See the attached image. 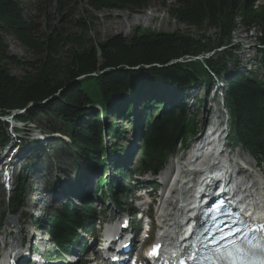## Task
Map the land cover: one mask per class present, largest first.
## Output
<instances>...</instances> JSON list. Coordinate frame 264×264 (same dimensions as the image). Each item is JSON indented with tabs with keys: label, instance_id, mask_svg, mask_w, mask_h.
Listing matches in <instances>:
<instances>
[{
	"label": "trees",
	"instance_id": "1",
	"mask_svg": "<svg viewBox=\"0 0 264 264\" xmlns=\"http://www.w3.org/2000/svg\"><path fill=\"white\" fill-rule=\"evenodd\" d=\"M77 1L34 0L46 20L47 30L42 32L34 17L25 15L30 1L0 0V117L25 110V117L17 115L16 121H34L40 115L61 120L65 129L53 127L52 133L67 135L70 146L79 150V154L72 150L77 161L82 159L85 166L101 169L108 163L107 154L117 156L112 166L124 154L117 143L108 145L105 135L117 142L124 136L117 122L131 118L132 105L139 99L136 94L164 88L183 92L201 80L209 82L214 77H226L225 104L232 119V141L255 158L264 156V85L255 78L231 74L228 67L237 56L233 50H227L232 46L231 33L237 13L244 16L249 28L258 27V38L264 45V7L257 12L258 0H175L170 5H166V1L164 5L174 19L203 31L199 38L181 31L142 32L138 28L130 38L116 34L105 40L90 35L92 21L76 16ZM83 1L94 11L140 12L152 0ZM43 3L47 4L45 9H42ZM54 6L62 15L59 24H54L56 20L47 9ZM207 29L215 30V38L206 36ZM3 34L12 35L34 54V59L20 60L9 55ZM213 50L217 51L214 57H199ZM9 64L21 67L24 74L12 75ZM148 103L165 104L156 97L142 105L148 107ZM186 109V104L174 107L168 104L158 118L148 114L139 168L161 169L178 144H185L189 135L196 133L194 119L188 116ZM8 127L9 123L0 118V148L11 140ZM23 179L25 176L19 178L10 197L12 215L23 208L28 196ZM109 188L112 200L120 208V196ZM84 208L87 213L74 208V204L47 212L36 220L35 228L44 231L57 248L68 250L77 228L92 221V211L86 205ZM6 215L0 218V227Z\"/></svg>",
	"mask_w": 264,
	"mask_h": 264
},
{
	"label": "rangeland",
	"instance_id": "2",
	"mask_svg": "<svg viewBox=\"0 0 264 264\" xmlns=\"http://www.w3.org/2000/svg\"><path fill=\"white\" fill-rule=\"evenodd\" d=\"M22 1L31 2V4H29L28 7L25 8V15H32L34 17L35 23L41 26V31H46L47 25L45 18H43V12H40L36 8V6L34 5V0ZM164 2H166V5H170L174 3L175 0H152L150 2V5L140 12H132L130 10L121 9H103L101 11H94L86 2H84L83 0H78L74 5V10L77 17L83 16L93 22V30L90 32V35L92 34L98 40H105L110 36L116 34H121L124 37L130 38L138 32V28L141 29L142 32L181 31L184 33H188L195 38H199V35L203 31H199L194 27H189L183 23L178 22L170 15L168 8L164 5ZM46 7L47 4L43 3L42 9H45ZM261 7H264V0H258L255 6L257 12ZM47 9L49 10L48 12L51 14L52 18L56 20L54 21V24H59L62 15L58 13L56 7H48ZM146 12H150V15H146ZM138 17H143L141 18L142 21L139 20V22H135ZM243 17L244 16L241 13H237L234 20V29L231 33L233 42L231 44L232 46L227 48V50H233L234 53H236L237 57L234 63L231 62L229 64L228 69L231 74L239 73L251 77L253 76L252 73H246L248 72L249 63L251 62V67L256 71L254 76L261 83H264V65L259 61L261 57L260 55L263 52L259 53L257 50V47L259 48L260 46V40L258 38L260 31L258 27V30H256L254 26L249 28L248 24L245 23ZM205 33L206 36L215 38L214 29H207ZM2 37L4 43L6 44V49L9 55L15 56L20 60L34 59V54L26 50L12 35L3 34ZM240 43H242V47L239 50H236V45ZM221 49L217 48L216 50L220 51ZM216 50H213L211 53H203L200 58L204 59L214 57L216 55ZM253 55L256 56L255 59L251 58ZM247 61L249 62L247 63ZM8 69L10 70V73L12 75L17 77H20L24 74L23 69L14 64H9ZM224 78L226 77L219 78L218 83H216L215 79L211 81L209 80V82L201 80L202 82H198L195 84L193 83L194 85H190V87H187L183 92H179V89L177 88L172 89L171 92L167 88H164L155 89V91L148 90V92H146L147 94H136V97H138L139 99L135 100V103L132 105L129 116H134V112H137L139 110L140 104L148 101L151 97H156L157 99L165 101L166 105L174 103L177 106L180 104L182 97L186 96V112L188 116L191 117V119H194L193 122L194 124H196L197 129L202 127L204 124V122H202L201 120V115L205 107L212 108V116H214L216 114L215 108H217L218 106L220 107V109H222L221 111H218L219 114L223 115L224 119L227 117L229 118V109L226 108L224 102L223 104H221V100L225 96V90L227 88V79ZM209 84H211V89L206 94V88ZM217 85H219L220 89H217V92H215V87ZM159 93L161 97H159ZM165 94L167 95V97H165ZM213 96H215V98H213ZM170 97L171 100L169 99ZM152 106L155 107L157 116L164 109V105H151V107ZM195 109L197 111V114L194 111ZM21 113L25 117V110L21 111ZM12 118H10V123L12 125L9 124L8 132L13 136V138H11L8 144H13V146L10 148H0V218L4 213L12 214L13 208L10 204V197L12 196L14 190L18 185V177L20 178L25 176V179H23V181L26 183V195L28 196L24 200L25 208H19L15 212V214H13L15 218H19V222L17 224H13L10 217H7L2 222V226L0 227V244L4 241V244L6 242L9 245H11L13 240L18 235L22 239L23 236H26L28 231L32 230V228L35 230L36 220H39L41 217H43V215H46L47 212L55 211L58 206L60 207L62 203L65 202L64 199L67 198H64V196L62 197L61 202L58 199L56 201H52L51 197L55 194H59L60 189L57 187V182H59L58 180L60 178L65 179L64 181L70 179L75 180L77 178V175L82 173L81 171L88 170L89 174L86 178L88 179L91 175L89 171L90 169L94 171V174L99 172V169L95 166L94 168L92 166H85L82 159L77 161L74 158L73 153L77 152L79 154V150L75 146H70L71 141L65 133L64 135L61 132H53V134H50L52 133L50 132V129L53 127L65 129V126L63 122H61V120L58 121L53 116L47 117L44 115H40L32 122L24 121L22 123H18L16 120H12ZM123 124L127 126L129 125L127 121H123ZM228 124H230V121H228ZM14 128L16 129L15 131ZM127 128L130 127L128 126ZM126 132H129L127 133L126 137V139L128 140L132 137L133 131L132 129H127ZM105 139L108 145H110V142H114V144L118 143V146L122 148L127 145V140H123V137H121L118 142L117 140L110 141V137L108 135H105ZM189 139L193 140V135H190ZM16 147L21 148V150L17 153H15L14 149ZM230 147V149H233V143L231 142ZM33 149H36L35 155L32 154ZM11 153L13 155L15 154V156L11 157L9 163H11L12 169L16 168V171L14 172L16 177L13 179V189L11 191H7L2 184L3 178L1 169H3L7 157H10L12 155ZM185 153L186 149L180 151V153L177 154L179 158L178 161L175 160V157H172L170 159V163H168L169 166L170 164L174 165L177 162L182 161V157L186 155ZM235 155H240V160L244 162L246 166L247 160H250L252 162V171L255 178L257 177V175H260L258 173L259 170H262L260 171V173L262 172L261 175L264 177V159L260 161L256 160L253 157L249 156V154L241 147L237 146L234 148V156ZM109 156L111 157V155ZM137 159L138 157L134 160V162L132 159L131 163L134 164ZM254 164H256L257 166ZM82 183H84V181ZM68 185L69 184L65 182L61 186ZM157 193L163 194V192H161V189L158 190ZM105 207L109 209V213H107V215H121V211L117 209L112 200H109V206ZM157 212L158 208L156 207L155 216L157 215ZM19 229L21 230L20 232H18ZM37 232H35V240L31 241L33 250L45 252V250L51 246L52 241L44 231L41 230ZM36 240L39 241L40 244H35ZM152 241L153 238L150 240V242ZM1 253L2 251H0V254ZM91 257H93V255H91ZM43 258L45 263L47 261H50L48 258H46V256H44Z\"/></svg>",
	"mask_w": 264,
	"mask_h": 264
},
{
	"label": "bare ground",
	"instance_id": "3",
	"mask_svg": "<svg viewBox=\"0 0 264 264\" xmlns=\"http://www.w3.org/2000/svg\"><path fill=\"white\" fill-rule=\"evenodd\" d=\"M149 13L150 12H146V15H150ZM141 18L143 17H138V19H136L135 22H139V20L142 21ZM256 30L258 29L256 28ZM209 110L211 109L205 107L201 115L202 122L206 124L208 122L207 120H209V118L212 116ZM194 111L197 114L196 109ZM134 114H136V112H134ZM210 144L211 143H208V145ZM8 145L6 146L8 148L13 146V145L8 146ZM220 147H216L215 144L214 145L212 144L211 148H208V151L205 150L201 152V155L197 156L196 159L193 161L192 160L189 162L186 161L187 158H185L184 156L182 157V161H179L178 164H174V165L170 164L169 169L176 170L177 173L176 178L174 180L175 184L171 186L169 190L166 189L164 191V196H163L164 200L162 201L158 209V218L160 225L162 226L160 227L159 234L162 236V238H164L166 242L172 243L175 241L174 236L178 232V226H179L178 224L181 221H185L186 219V215L181 216L182 214L179 213L186 206L193 204L194 196L192 191L193 189H196L199 186V182L203 177L206 176L207 174L206 172L213 171L214 172L213 176L218 175L220 172H223V175L227 174L229 176H232L234 170H236V165L234 164L231 167H227L226 159L223 156L224 151L219 153L220 151L218 149ZM35 150L36 149L32 150L33 155H35L36 153ZM14 156L15 155L13 154L10 157L8 156L5 164H9V160L11 159V157ZM180 168H182V170ZM215 168L219 169L220 171H218ZM15 169H12L13 173L16 171ZM166 171L167 170H164L162 172V175H165ZM260 171L262 170L258 171L259 174ZM259 176L260 178L263 177L261 176V174ZM213 178L215 179V177ZM86 181L89 182V178L86 179ZM233 189H235L236 191L240 190L241 193L240 195L246 198V200L249 202L248 204L251 206L250 209H255L256 213H258V216H260V213L262 214V212H264V182L262 185V183H259L256 179L246 178V181L236 180L233 183ZM16 218L12 219L11 222L17 224L19 222V218L17 219ZM187 223L189 224V221ZM20 231L21 230L19 229L18 232ZM20 243H21V237L18 235L11 243L10 248L8 250V254L6 252L3 253V254L6 253L5 256L0 254V264H9L11 253H15V255L16 253H18L16 248ZM35 244H40V243L39 241L36 240ZM4 245L5 244L3 241L0 244V251H2ZM137 245H139V243H137ZM51 246H53V243L51 244ZM29 247H31V249L27 251V254H26V250L23 251L25 255H23V260L20 262V264H54V262L52 261H47L45 263V261L43 260L45 252L34 251L32 243L30 244ZM54 247L56 248L55 244ZM29 252H33V253L30 254Z\"/></svg>",
	"mask_w": 264,
	"mask_h": 264
},
{
	"label": "snow or ice",
	"instance_id": "4",
	"mask_svg": "<svg viewBox=\"0 0 264 264\" xmlns=\"http://www.w3.org/2000/svg\"><path fill=\"white\" fill-rule=\"evenodd\" d=\"M237 223L239 226L228 233L221 231L210 238V243H203L209 254L199 264H264V224L250 218ZM159 247L154 246L151 254L157 255ZM188 259L195 260V254L189 252ZM181 264H187V260Z\"/></svg>",
	"mask_w": 264,
	"mask_h": 264
},
{
	"label": "water",
	"instance_id": "5",
	"mask_svg": "<svg viewBox=\"0 0 264 264\" xmlns=\"http://www.w3.org/2000/svg\"><path fill=\"white\" fill-rule=\"evenodd\" d=\"M136 69H138V67H135ZM21 111L22 110H15V111H13V113H12V116H17V115H20V114H22L21 113ZM16 114V115H15ZM8 116H10V115H8ZM7 116H4V117H0L2 120H6L7 118H6ZM7 217H10V219H11V221H12V219H15V217H14V215H12V214H7V216H6V218ZM14 223V222H13ZM15 224V223H14Z\"/></svg>",
	"mask_w": 264,
	"mask_h": 264
},
{
	"label": "built area",
	"instance_id": "6",
	"mask_svg": "<svg viewBox=\"0 0 264 264\" xmlns=\"http://www.w3.org/2000/svg\"><path fill=\"white\" fill-rule=\"evenodd\" d=\"M259 44H260V42H259Z\"/></svg>",
	"mask_w": 264,
	"mask_h": 264
}]
</instances>
